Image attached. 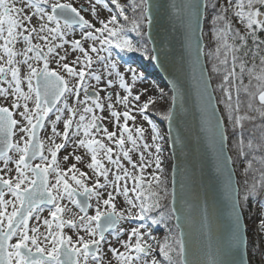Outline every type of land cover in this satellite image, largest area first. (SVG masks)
<instances>
[{
    "label": "snow or ice",
    "instance_id": "1",
    "mask_svg": "<svg viewBox=\"0 0 264 264\" xmlns=\"http://www.w3.org/2000/svg\"><path fill=\"white\" fill-rule=\"evenodd\" d=\"M161 10L189 50L194 41L203 126L231 202L227 243L203 253L191 231L161 239L153 228L195 223L190 213L180 223L174 191L165 203L164 137L147 116L171 127L180 90L173 83L171 104L160 105L163 91L141 89L144 74L114 59L119 50L161 61L144 30ZM249 200L264 206V0H0V264H264V209L242 223Z\"/></svg>",
    "mask_w": 264,
    "mask_h": 264
},
{
    "label": "water",
    "instance_id": "2",
    "mask_svg": "<svg viewBox=\"0 0 264 264\" xmlns=\"http://www.w3.org/2000/svg\"><path fill=\"white\" fill-rule=\"evenodd\" d=\"M160 2L171 3L172 0H160ZM203 23L204 20L201 21L196 35L203 31ZM145 32H151L154 37V43L149 42L150 49L156 48L161 55L162 62L152 60L157 73L170 90L171 96L175 94L173 83L177 85L181 93L174 106L176 113L174 123L169 127L165 121L171 157L169 205L171 206V194L174 191L177 196L175 207L182 209L180 223L184 224L185 214L190 213L195 219L191 229L176 228L177 232L179 234L181 230L186 233L191 231L194 246L200 248L203 253L207 250L209 243L213 246L220 241L227 243L232 217L231 202L224 192V176L216 170L215 151L203 126L205 119L202 113L203 102L196 86L199 72L194 74L191 64V60L195 57L194 41L193 47L189 50L183 26L173 15L163 10L155 18L151 29L145 24ZM202 43L204 44V38ZM120 63L127 64L125 60ZM201 64L206 66L204 55H201ZM213 96V106H216L214 92ZM178 136L184 143L182 149L179 145H174ZM177 166L180 169H186V173L179 171ZM235 179H237L236 176ZM182 180L183 189L181 188ZM205 215H207L206 221ZM173 223L176 227L175 217H173ZM242 223H244L243 217Z\"/></svg>",
    "mask_w": 264,
    "mask_h": 264
},
{
    "label": "rangeland",
    "instance_id": "3",
    "mask_svg": "<svg viewBox=\"0 0 264 264\" xmlns=\"http://www.w3.org/2000/svg\"><path fill=\"white\" fill-rule=\"evenodd\" d=\"M80 2H81V0H75V3H77V4H79ZM84 2L86 3V0H84ZM102 15H103V16H108L109 13H108L107 11H104V12L102 13ZM89 18H90V17H89ZM72 55L74 56V55H76V54L73 53ZM70 58H71V57H70ZM114 59H115L116 61H118L119 64L122 66V70H123V68H126V67H128V66H131V67H133V68H137L140 72L144 73V70H141V69H140L138 66H136L134 63H129V64H128V63H127V64H122V63H120V61L124 60V59H123V56H122L121 54H117V53L115 52V50H114ZM53 66H54V65H53ZM138 86H139L141 89H143V88H145V87L149 88L150 91L152 92V94H153L154 96H156L157 98L159 97L160 92L163 91L164 96H165V100H160V101H159L160 105H165L166 103H167L168 105L171 104V97H172V96H171V93L167 91L168 87H167L166 85H164L163 82H157V81H155V80H153V79H150L149 76H145V77H144V81H143V83H142V84H139ZM103 94H104V93H101V95H103ZM120 110H122V109H120ZM147 116H148V118H149L151 121H152V118H155V119L161 121V118H160L158 115H155L151 109H149V111H148V113H147ZM152 122H153V121H152ZM136 123H137V124L143 123L144 126H145L146 128L149 127V125L147 124V122L144 121V120H142L141 117H139V116H137ZM153 123L155 124V126L157 127V129L160 131L161 135L164 137L163 134H164L165 130H163V127H161V126H162V123H161V122L158 123V122H156V121H154ZM131 125H132V121H129V126H131ZM58 127H60V129L62 130V125H60V126H58ZM109 130H110V131L112 130V126H111V125H109ZM49 132H50V129L48 130V132H42V133H41V136H42V137H46V136L49 134ZM160 144H161L162 149H163V158L165 159L164 167H165V176H166V179H167V186H168V189L170 190V167H171V161H168V160H167V156H168V152H167V150H168V142H167V140H165V137H164V139H162V140L160 141ZM66 154H67V152L64 151V150H62L61 153L59 154V156L62 157L63 155H66ZM133 158L136 159L137 157L134 155ZM36 162H38V161H35L34 163H36ZM70 162H71V161H70ZM152 170H153V169L150 168V169H148V172H151ZM70 207H73V212H77V211H78L77 209L74 208V206H71V205H70ZM261 212H262V211H260V214H261ZM249 214H252V216H253L252 206H251V207L248 206V210L246 211V215H245L246 220H247V217H248ZM44 215L46 216L47 213L45 212ZM251 226H252L251 223H249V227H251ZM154 227H155V226H153V228H154ZM169 228H170L169 226H167V227H163V228H160V229H158V228H154V229H155V231H154V235H156V236L162 238V237H164V235L168 232ZM170 229H171V228H170ZM69 234H71V233H69ZM109 256H110V253H109Z\"/></svg>",
    "mask_w": 264,
    "mask_h": 264
},
{
    "label": "trees",
    "instance_id": "4",
    "mask_svg": "<svg viewBox=\"0 0 264 264\" xmlns=\"http://www.w3.org/2000/svg\"><path fill=\"white\" fill-rule=\"evenodd\" d=\"M144 30H145V25H144ZM203 33H204V45H207V47L205 48V52H207L208 48H211L212 47V44H211V33H210V24L208 21H205L204 20V24H203ZM129 38L133 39L135 41V39H137L136 37V34L135 33H129ZM146 39V37H145ZM147 47L150 49L149 47V44H147ZM116 53L118 54H121L123 56V59L125 60L126 63H135L137 64L140 68H142L144 70V75L146 76H149L150 79H153L157 82H162L161 78L159 77V74L157 73L153 63H152V60H150L147 56H142L141 54L139 53H126V52H119V50H115ZM205 56V62H206V67L208 68V73L209 75H212L211 72H210V63H209V60H208V57L207 55H204ZM220 81V77H215L213 80H212V87L213 89H216V86L217 84L219 83ZM167 91L169 92V90L167 89ZM215 93V96H216V100H218L220 98V92L217 90V91H214ZM223 112V108L221 106V113ZM152 121H156V122H161L162 123V126L163 127V130H164V122L165 121H159L155 118H152ZM164 137H165V140H166V135L165 133L163 134ZM167 160L170 161V155L168 154L167 156ZM236 177L237 179H239V168H237L236 170ZM169 191V198H168V201H166L165 203H168L169 204V201H170V190L168 189ZM253 203L254 201L252 200H249L248 201V206H253ZM264 207V206H263ZM246 215V212L244 213V216ZM167 226H169L172 231L176 234L177 233V229L176 227L174 226L173 224V218H171L170 220H168L167 222ZM165 227L163 224H161L159 226L158 229L160 228H163ZM156 228V226L154 227ZM163 239V237L161 238ZM247 255H251L250 251L247 253Z\"/></svg>",
    "mask_w": 264,
    "mask_h": 264
},
{
    "label": "built area",
    "instance_id": "5",
    "mask_svg": "<svg viewBox=\"0 0 264 264\" xmlns=\"http://www.w3.org/2000/svg\"><path fill=\"white\" fill-rule=\"evenodd\" d=\"M260 215V212L258 211V209L256 208L254 211H253V219L255 220L258 216ZM250 223V222H248Z\"/></svg>",
    "mask_w": 264,
    "mask_h": 264
}]
</instances>
